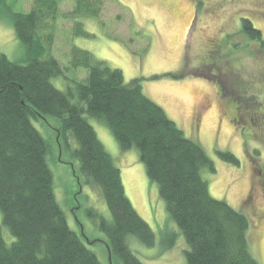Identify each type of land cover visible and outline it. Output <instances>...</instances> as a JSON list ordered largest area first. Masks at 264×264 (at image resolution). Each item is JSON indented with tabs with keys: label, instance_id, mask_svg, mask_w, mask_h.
<instances>
[{
	"label": "trees",
	"instance_id": "obj_1",
	"mask_svg": "<svg viewBox=\"0 0 264 264\" xmlns=\"http://www.w3.org/2000/svg\"><path fill=\"white\" fill-rule=\"evenodd\" d=\"M73 1L75 8L66 14L76 19L73 35L93 37L83 18L101 22L109 0ZM61 2L33 0L28 13L11 14L16 37L26 49L25 62L0 51V212L12 237L6 241L0 225V264H104L71 228L56 198L53 147L33 124L43 118L59 123L63 153L78 160L84 185L105 199L111 219L93 208L86 215L104 233L112 264H144L131 244L152 247L156 236L126 195L121 171L89 118L109 128L122 151H138L189 246L186 264H260L250 250L251 221L215 199L203 178V170L216 172L213 160L145 95L141 79L126 82L121 69L72 46L71 67L85 68L88 75L63 90L56 87L53 79L64 74L52 55ZM242 29L264 49L262 32L250 19H243ZM217 155L240 165L230 151Z\"/></svg>",
	"mask_w": 264,
	"mask_h": 264
},
{
	"label": "rangeland",
	"instance_id": "obj_2",
	"mask_svg": "<svg viewBox=\"0 0 264 264\" xmlns=\"http://www.w3.org/2000/svg\"><path fill=\"white\" fill-rule=\"evenodd\" d=\"M101 22L84 19L93 37L73 35L76 19L69 17L73 0H62L55 25L52 55L64 69L53 79L60 90L88 75L71 67L72 46L89 51L97 60L122 70L126 82L142 80L147 97L163 107L185 135L206 150L216 172L203 170L209 191L251 221V253L264 264V49L243 32L250 19L264 39V0H109ZM33 0H6L0 5V51L12 61L25 62L26 49L15 34L12 13H28ZM179 75L173 79L164 74ZM119 167L126 195L140 216L153 228L155 245L132 242L144 264H186L185 237L168 214L166 204L145 171L135 149L122 151L104 124L89 118ZM33 124L53 147L52 167L56 198L69 224L97 253L111 264L104 233L86 211L93 208L111 219L103 196L85 186L79 162L63 153L59 123L51 118ZM74 146V145H73ZM218 151L239 158L235 166L222 161ZM0 225L3 227L0 212ZM6 241H12L3 227Z\"/></svg>",
	"mask_w": 264,
	"mask_h": 264
},
{
	"label": "water",
	"instance_id": "obj_3",
	"mask_svg": "<svg viewBox=\"0 0 264 264\" xmlns=\"http://www.w3.org/2000/svg\"><path fill=\"white\" fill-rule=\"evenodd\" d=\"M109 249V248H108ZM110 250V249H109ZM110 258H109V260H111V256H109ZM111 264H112V262H111Z\"/></svg>",
	"mask_w": 264,
	"mask_h": 264
}]
</instances>
